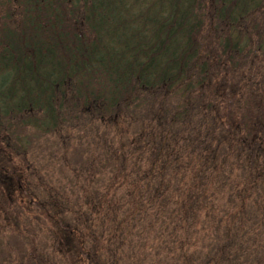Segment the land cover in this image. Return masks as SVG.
I'll return each mask as SVG.
<instances>
[{"label":"trees","instance_id":"16d2710c","mask_svg":"<svg viewBox=\"0 0 264 264\" xmlns=\"http://www.w3.org/2000/svg\"><path fill=\"white\" fill-rule=\"evenodd\" d=\"M96 123L111 179L30 185L27 128L61 171ZM0 235V264H264V0H0Z\"/></svg>","mask_w":264,"mask_h":264},{"label":"rangeland","instance_id":"374dc122","mask_svg":"<svg viewBox=\"0 0 264 264\" xmlns=\"http://www.w3.org/2000/svg\"><path fill=\"white\" fill-rule=\"evenodd\" d=\"M99 125L96 123L92 126V129L90 130V132H81L82 135H84L85 137H83L82 140L86 141V144L82 145V146H77L76 147V151H75V155L76 157L70 159V161L67 163V165L62 166L61 167V171L59 170V159L61 158V154L64 155V151L63 148L55 141L54 137L55 135H46L43 138L39 137V133H37L36 131H33L31 128H27V130L24 131V134H26L27 136H31L33 138V141L31 142L30 145V150L27 153V161L28 163H30L29 161L33 162L31 164H29L30 166H32V169L30 170V176H29V182L30 185H48L51 183V185H55V184H65L67 185H84V183L81 180H74L75 178L73 177V175L71 176L69 168H78L80 165L83 166L84 168L82 170H84L86 168V171L84 174L85 178V182L88 181V177L89 174L93 175V179H92V183L90 185H95V187L97 185H104L101 184L102 182L104 183V180H107L108 178L111 179V171L109 172H105L102 169H99V167H97L96 165H94V163H91L88 160V156L91 155V146L89 147L88 144L89 142L92 140L90 139V134L94 133L95 129L94 128H98V131L101 132L102 127H98ZM108 127H111L110 125H108ZM105 130V126H103V130L102 132L104 133ZM112 131V130H110ZM132 131V130H131ZM108 134H110V132H108ZM77 138H79L80 136L75 135ZM76 137H72L73 140H77ZM113 140V137H112ZM100 145V144H99ZM59 146V148H58ZM99 150V148H98ZM96 150V152H94V154L99 153V151ZM70 151V150H69ZM68 151V152H69ZM72 151V150H71ZM70 151V152H71ZM70 154L66 155L65 158H69ZM84 163V165H82L81 163ZM36 165H38L40 168V172H38L37 175L33 174V168L36 167ZM99 166V165H98ZM137 166L140 169H143L146 165L143 163V161L141 162H137ZM65 167V168H64ZM97 170V174L95 175L94 172ZM63 172V173H61ZM87 174V175H86ZM50 175L48 178H51L53 180V182L48 183V178L47 176ZM91 175V178H92ZM237 176V175H236ZM58 177V178H55ZM65 177V178H63ZM238 177V176H237ZM68 178V179H67ZM41 182V183H40ZM107 184V183H106ZM88 193L90 195H92V193L89 192V189H87ZM38 190H35V193H37ZM40 196L43 197L44 193L41 192ZM249 206H247L248 208ZM126 209V208H123ZM122 209V210H123ZM249 209L251 210V208L249 207ZM133 220V219H131ZM134 221H131V223H133ZM2 236L0 235V249L1 247L4 248L6 246H11L12 249L14 251L17 252V242H15V239L12 238H8L6 241L4 239L1 238ZM214 243H216V241L213 240ZM201 242H198L197 245H199ZM155 250L157 252H160L159 249L156 246ZM209 249H207L206 251H208ZM185 251V249H184ZM13 255H16V253L12 252ZM161 253V252H160ZM254 253V252H253ZM199 255V254H198ZM250 257H252V254L250 255ZM252 258H249V260H251ZM157 261L158 264H171L170 259L165 256L164 254H160L159 256H157Z\"/></svg>","mask_w":264,"mask_h":264}]
</instances>
